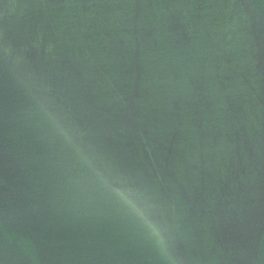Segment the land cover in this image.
<instances>
[{
    "label": "water",
    "instance_id": "water-1",
    "mask_svg": "<svg viewBox=\"0 0 264 264\" xmlns=\"http://www.w3.org/2000/svg\"><path fill=\"white\" fill-rule=\"evenodd\" d=\"M0 264H264V0H0Z\"/></svg>",
    "mask_w": 264,
    "mask_h": 264
},
{
    "label": "clouds",
    "instance_id": "clouds-1",
    "mask_svg": "<svg viewBox=\"0 0 264 264\" xmlns=\"http://www.w3.org/2000/svg\"><path fill=\"white\" fill-rule=\"evenodd\" d=\"M44 111L48 119L51 121L53 127L57 130V132L62 135L69 144L76 148L77 152L81 155V159H83L85 162L90 163L88 157L84 155L83 152L75 145L72 134L69 130L63 127V125L59 121V118L54 113L47 111L46 107H44ZM101 180L102 182L107 183V180L103 176H101ZM111 190L114 195L118 198V200L128 208L130 213L137 218V220L144 228L146 234L149 236L150 239L154 241L158 250L163 253H166L167 243L163 235V228L150 218L147 208L143 207L139 203L136 194L130 189L119 186H113Z\"/></svg>",
    "mask_w": 264,
    "mask_h": 264
}]
</instances>
